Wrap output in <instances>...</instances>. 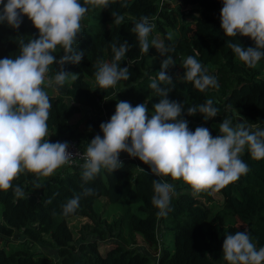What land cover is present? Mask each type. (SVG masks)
<instances>
[{
	"label": "trees",
	"instance_id": "16d2710c",
	"mask_svg": "<svg viewBox=\"0 0 264 264\" xmlns=\"http://www.w3.org/2000/svg\"><path fill=\"white\" fill-rule=\"evenodd\" d=\"M124 2L110 0L106 9L89 6L90 11L81 21L82 36L77 44V50H84L85 55L79 64L65 65L66 71L78 77L67 86L64 95L49 96L52 107L47 124L53 135L45 139L53 143L70 139L86 148L96 134L102 135L99 125L114 114L118 101H128L133 106L146 103L151 117L153 105L160 98L149 83L156 78L161 60L151 65V59L158 54L155 48L150 47L147 54L139 51L131 28L141 16H148L155 25L148 37L150 44L158 37L165 47H174L167 53L175 61L168 70L175 85L168 98L184 103L186 108L211 99L219 108L218 115L208 120L199 113L183 114L190 130L203 126L215 137V125L233 114L240 117V122L264 128V58L249 68L226 46V41L232 40L245 48L253 47L254 41L225 36L220 27L222 0H126L127 7H121ZM113 11L124 17L121 24L114 23ZM37 37L38 30L26 16L18 30L0 24V59L18 55L21 39L27 42ZM125 40L132 47L120 66H129L130 79L119 81L114 88L100 89L94 78L98 62L111 61L110 42ZM54 55L59 59L63 50L58 47ZM190 55L202 66L215 68L207 70L216 77L219 88L200 92L183 78L182 64ZM56 68L51 65L49 74H55ZM76 114L80 119L75 131L70 122ZM120 155L126 157L123 166L113 173L102 169L86 185L95 190L94 195L81 199L73 215H62L60 206L81 191V165L61 166L55 175L38 180L34 174L21 173L12 183L23 189L22 197H17L12 189L0 191V264H149V255L133 247L137 239H141L144 248L159 251L158 264H223L225 235L245 229L257 248L264 247V159L254 160L247 151L241 154L249 172L218 192L222 200L216 209L203 202L202 192L194 193L182 180L166 177L174 184L175 195L172 210L160 217L151 204L152 180L157 177L138 158L124 152ZM37 183L39 188L35 187ZM101 196L109 203L122 204V213L110 222L98 220L93 211ZM77 215L89 217L95 224V237L81 239L78 244L66 222L68 217ZM229 218L234 222L230 223ZM236 221L244 227H238ZM16 232H21L24 239L9 242ZM107 234L115 236L116 241L100 251L96 237L103 239ZM45 235L51 238L55 250L53 261L30 244ZM168 236H172L171 245L164 242Z\"/></svg>",
	"mask_w": 264,
	"mask_h": 264
},
{
	"label": "clouds",
	"instance_id": "9594fccd",
	"mask_svg": "<svg viewBox=\"0 0 264 264\" xmlns=\"http://www.w3.org/2000/svg\"><path fill=\"white\" fill-rule=\"evenodd\" d=\"M222 4L220 27L225 36L248 37L254 41L253 47L245 48L232 40L226 41V46L247 67L254 68L264 58V0H222ZM89 6L106 9L110 0H83V3L81 0H0V24L18 30L26 16L38 30L37 38L19 41L18 55L0 59V191L12 189L17 197H22L23 189L12 183L21 173L34 174L38 180L78 156L83 160L81 191L60 206L62 215H73L81 199L94 195L95 190L86 185L102 169L113 173L121 168L120 154L124 152L138 158L157 177L152 180L151 204L158 210V216L165 217L172 210L170 205L175 195V186L166 177L182 180L194 193L207 191L211 195L249 172L242 153L247 151L254 160L264 159V128L244 122L234 124L230 118H224L215 137L203 126L190 130L183 114L199 113L208 120L218 115L219 108L211 99L186 108L184 103L168 98L175 88L168 70L175 66V61L167 53L174 51V47H165L156 39L149 43L155 25L148 16L134 22L131 32L141 53L147 54L151 47L164 57L156 78L149 83V88L160 98L153 105L151 117L146 103L133 106L128 101H118L114 114L99 125L102 135L96 134L83 153L69 151L67 141L53 143L45 139L52 107L45 86L59 91L69 78L77 79L78 74L66 71L65 65L79 64L85 55L84 50H77V44L82 36L81 21L90 11ZM121 7H127L126 0ZM111 15L117 25L124 20L116 11ZM109 46L113 53L111 61L98 62L94 72L100 89L114 88L119 81H128L131 75L129 66L121 67L120 62L132 45L125 40L112 41ZM58 47L63 50L59 59L54 55ZM53 64L57 68L49 76ZM182 66L183 78L200 92L219 88L216 77L209 75L194 56H187ZM35 187L40 185L37 183ZM222 254L227 264H264V247L257 248L246 229L225 235Z\"/></svg>",
	"mask_w": 264,
	"mask_h": 264
},
{
	"label": "rangeland",
	"instance_id": "374dc122",
	"mask_svg": "<svg viewBox=\"0 0 264 264\" xmlns=\"http://www.w3.org/2000/svg\"><path fill=\"white\" fill-rule=\"evenodd\" d=\"M157 39L158 37L156 38V40ZM162 59L163 57H161L160 54L158 53L156 56H154V58L151 59V65L156 64L158 61ZM206 68L209 71H214L215 69L211 65H207ZM48 75L51 76V75H54V73H51V75L48 73ZM71 81H72L71 78H69V81L62 88H60L59 91H57L55 88H47L46 86H45V90L49 93V96H57L60 94L64 95V91L67 88V86L71 83ZM229 113H232V112L229 110ZM227 118H230L234 124L237 122H240L238 121V119L240 120V117L234 114L232 116H228ZM78 119H80V115L76 114L74 115V117H72L71 122H70L72 129L75 131H76L75 123ZM215 126H216V132L218 135L219 134L218 132L219 124L217 123ZM51 135H53L52 132L48 131V137H51ZM58 169H61V167ZM58 169H56L50 176L55 175ZM202 193L204 194V198H202L201 196V198L203 199V202L206 204L209 203L211 207L216 209L218 207L217 204H219L218 202H221L222 200L221 195L218 192H215L211 195L207 191L202 192ZM93 211L94 213H96L98 220L110 222L122 213V204L120 202L109 203L105 197L101 196L96 199L93 205ZM229 221L230 223L234 222L232 218L231 219L229 218ZM66 222L74 232L73 237H74V241L77 242L76 244H78L79 241H81V239L88 240V239H92L95 237V233L93 232V227L95 226V224L93 220H91L89 217H82L79 215L71 216L66 219ZM236 224L238 227H244V225L240 224L238 221H236ZM23 239H24V235L21 232H16L15 236H11L8 241L9 242L10 241L20 242ZM96 239L99 241L100 251H103L104 247L108 246L112 241H116L115 236H112L109 234H107L103 239H100L99 237H96ZM164 242H167L169 245H171L172 236H168V239H166ZM160 243L162 244V241ZM30 244L33 249L39 250L45 253L49 261H53L55 259L56 257L55 250L52 245L51 238L48 235L43 236L41 241L31 242ZM133 247H138L139 249H142L144 252H146L149 255V257L151 258V261L149 262V264H156V259L158 257L157 253L159 251H154V250L144 248V245L141 239H137V245ZM223 264H227V262Z\"/></svg>",
	"mask_w": 264,
	"mask_h": 264
},
{
	"label": "built area",
	"instance_id": "2783aa9c",
	"mask_svg": "<svg viewBox=\"0 0 264 264\" xmlns=\"http://www.w3.org/2000/svg\"><path fill=\"white\" fill-rule=\"evenodd\" d=\"M67 142H69V145H70V147H69V151L73 152L74 154H75L76 152L83 153V152L86 150V148H81V147H79V146L77 145V143L74 142V141L69 140V141H67ZM125 158H126V157L120 155V160H121L122 162H124V159H125ZM82 164H83V160H81V159L77 156V157H75V158L73 159V161H72L70 164L64 165V166H62V167H69V166H72V165H82ZM157 258H158V257H157ZM156 264H158V260H157V259H156Z\"/></svg>",
	"mask_w": 264,
	"mask_h": 264
},
{
	"label": "crops",
	"instance_id": "0c3cea01",
	"mask_svg": "<svg viewBox=\"0 0 264 264\" xmlns=\"http://www.w3.org/2000/svg\"><path fill=\"white\" fill-rule=\"evenodd\" d=\"M60 90V89H59Z\"/></svg>",
	"mask_w": 264,
	"mask_h": 264
}]
</instances>
